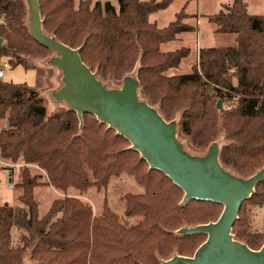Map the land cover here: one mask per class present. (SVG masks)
Here are the masks:
<instances>
[{"label": "trees", "instance_id": "16d2710c", "mask_svg": "<svg viewBox=\"0 0 264 264\" xmlns=\"http://www.w3.org/2000/svg\"><path fill=\"white\" fill-rule=\"evenodd\" d=\"M115 1L118 6L93 5L92 0L78 5L75 0H39L44 31L74 49L82 48L83 62L106 83H121L140 62L143 97L159 105L168 121L182 111L181 132L195 148L210 145L223 129L229 142L221 152L226 168L242 177L263 168L264 16L249 14L245 0H234L219 13L205 16L219 33L235 35L237 45L202 47L192 72L174 76L169 71L179 67L191 50L163 52L161 45L196 31L185 23L187 15L178 14L175 22L161 29L149 17L166 9L170 0ZM27 12L24 0H0V60L6 58L13 68L38 70L40 81L43 74L27 60L51 52L30 36ZM210 87L214 93L201 92ZM219 100L227 106L218 109ZM84 120L81 132L76 112L49 116L38 88L0 78V122H4L0 161L24 165L16 184L21 190L17 205L0 206V264H25L26 259L30 264H161L174 247L179 255L190 257L186 249L203 243L204 235L175 232L185 223L215 220L223 206L191 200L179 207L180 199L171 194L184 192L172 180L156 170L145 174L143 165H149L137 160L140 154L130 149L128 140L113 129L105 131L107 125H97L93 115ZM36 168L64 194L72 188L80 194L91 187L106 188L111 177L123 172L135 175L144 194L125 198L122 220L109 206L96 216L87 203L68 196L55 200L40 217L35 189L41 176L34 173ZM150 175L171 186L165 190L158 183L149 184ZM263 206L264 182L243 203L233 227L235 238L254 250L264 245V221L263 229L252 234L250 210ZM137 216L144 219L128 224ZM14 231L20 233L16 245Z\"/></svg>", "mask_w": 264, "mask_h": 264}, {"label": "water", "instance_id": "95a60500", "mask_svg": "<svg viewBox=\"0 0 264 264\" xmlns=\"http://www.w3.org/2000/svg\"><path fill=\"white\" fill-rule=\"evenodd\" d=\"M24 1L29 12L30 36L51 52L48 64L62 74L54 99L67 110L76 112L80 131L84 128V116H95L101 124L128 140L130 149L140 154L150 170L163 173L184 192L181 206L191 200L223 206L218 220L184 226L175 232L179 236H207L193 257L176 254L162 260L161 264H264V245L254 250L237 240L233 233L243 203L264 182V168L249 177L226 168L221 162L225 142L223 145L217 140L210 144L205 154L191 153L179 136L180 118L168 121L159 107L143 97L138 77L140 62L125 75L120 85L103 82L98 71L83 62L82 48L74 49L44 31L39 0ZM218 109H222L221 102ZM25 264H30L28 259Z\"/></svg>", "mask_w": 264, "mask_h": 264}, {"label": "rangeland", "instance_id": "374dc122", "mask_svg": "<svg viewBox=\"0 0 264 264\" xmlns=\"http://www.w3.org/2000/svg\"><path fill=\"white\" fill-rule=\"evenodd\" d=\"M76 5H78L81 1L86 0H75ZM171 4L164 10L159 11L157 13H153L149 17V21L151 23H155L159 28H166L172 22L177 20L178 14L184 12L187 15L185 19V23L189 24L196 29V31H192L189 33H184L178 37V39L171 43H165L161 45V51L163 52H173L182 48H189L191 50L190 56L183 60L181 65L177 68H173L169 71V75H184L192 72V68L197 61V54L199 53L200 48H209V47H234L237 45L236 36L232 34H223L217 31V26L210 23L205 16H211L219 13L224 6H228L233 4L234 0H170ZM93 5L96 2H101L102 4L106 2H111L113 5L118 6V3L115 0H92ZM248 4V12L254 16H264V0H245ZM28 13L25 24L28 25ZM28 28V26H27ZM29 30V29H28ZM52 57L51 53L43 54L38 58H28V63L31 66H34L36 69H39V72L43 74V77L39 81L38 79V70H26L24 67H16L13 68L9 65L6 58H2L0 60V70H3L4 77L2 80L7 83L12 84H21L27 85L28 87L38 88V91L43 98L49 116L55 115L57 113H64L67 109L62 105L58 104L54 99V92L61 86V72L54 66L49 65L48 61ZM122 82V81H121ZM109 85H118L120 82L115 80H107ZM120 85V84H119ZM207 91L209 94L214 93L212 91V87L207 90H201L202 93ZM222 101H218V103ZM159 107V105H154ZM227 106V105H226ZM222 103V107H226ZM234 106L232 103L231 107ZM182 111L175 112V116L171 120L179 119L181 120ZM89 120V119H88ZM170 120V121H171ZM179 120V123H180ZM97 125H100V122L97 121ZM88 122V121H87ZM85 124V120H84ZM4 122H0V130ZM180 126V124H179ZM108 126L104 128L105 131H108ZM180 138L183 140L186 148L194 154H205L207 152L210 145L205 148L198 149L195 148L192 144V139L190 137L185 136L181 132L180 128ZM217 141L225 142V145H228L229 142L226 140V134L223 129H220L217 132V137L215 138ZM129 148V147H128ZM127 148V149H128ZM193 151V152H192ZM137 160H141L140 156L136 157ZM0 206L5 204H9L10 206H15L18 203V195L21 194V190H19L16 186L21 168L24 166L22 164L12 165L6 162L0 161ZM12 165V166H11ZM264 168V167H263ZM262 168L257 169L260 170ZM145 174L150 173V168L144 164L142 168ZM38 176H41L39 179L40 186L35 189V198L39 203V214L40 217H43L50 210L53 202L58 199H63L66 196L74 197L82 200L87 203L93 210L96 216H99L102 213V210L105 206H109L120 218L124 219V213L127 208V196H136L144 194V190L142 187L138 185L136 182L135 175L128 174L123 172L120 177H111L109 184L106 188H97L91 187L86 190L84 193L80 194L79 191L75 189H70L67 193H62L57 191L54 187L49 184V178L45 171L36 168L34 170ZM256 171V172H257ZM91 175V172H89ZM149 184L158 183L161 188L167 190L171 186L170 183L166 182L163 178L158 176H149ZM13 185V188H9L10 185ZM49 184V185H48ZM171 196L176 200L180 199L179 207H181V203L183 201L184 195L179 192L172 191ZM223 212V208L220 211L219 216L215 220H209L206 222H214L219 219ZM195 216V215H192ZM144 218L142 216H137L135 218L128 219V224L134 225L138 222L142 221ZM263 221H264V206L263 207H253L250 210V224L252 234H256V232H260L263 229ZM200 224H187L185 223L183 226H197ZM20 237V233L14 231L13 232V245L18 243V239ZM203 240H207V236L204 235L202 237ZM264 240V239H262ZM204 241V242H205ZM203 242V243H204ZM262 242V241H261ZM201 243V240H199ZM201 243L199 246H194L186 249L193 257L197 249L203 244ZM260 249V248H259ZM258 249V250H259ZM179 255V250L174 247L171 253L167 256L169 259L174 255ZM167 258V259H168ZM166 259V260H167ZM163 259H160V262Z\"/></svg>", "mask_w": 264, "mask_h": 264}, {"label": "built area", "instance_id": "2783aa9c", "mask_svg": "<svg viewBox=\"0 0 264 264\" xmlns=\"http://www.w3.org/2000/svg\"><path fill=\"white\" fill-rule=\"evenodd\" d=\"M3 77H4V72L3 70H0V78H3ZM9 188H13V185L11 184Z\"/></svg>", "mask_w": 264, "mask_h": 264}]
</instances>
